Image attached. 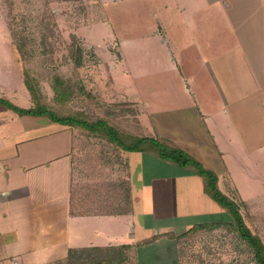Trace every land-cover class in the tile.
<instances>
[{
    "label": "crops",
    "instance_id": "crops-1",
    "mask_svg": "<svg viewBox=\"0 0 264 264\" xmlns=\"http://www.w3.org/2000/svg\"><path fill=\"white\" fill-rule=\"evenodd\" d=\"M203 1L220 12L221 31L232 40L207 46L203 83L194 75L179 78L163 98L174 105L147 116L156 135L145 130L142 115L138 131L129 134L184 149L217 174L221 192H238V175L264 182V0ZM2 89L0 99L8 101ZM150 167L165 172L149 176ZM146 212L158 224L157 235L229 217L187 169L148 152L124 151L81 126L0 106V264H52L44 261L123 246L131 247L133 259L140 246L157 241L138 226Z\"/></svg>",
    "mask_w": 264,
    "mask_h": 264
},
{
    "label": "rangeland",
    "instance_id": "rangeland-1",
    "mask_svg": "<svg viewBox=\"0 0 264 264\" xmlns=\"http://www.w3.org/2000/svg\"><path fill=\"white\" fill-rule=\"evenodd\" d=\"M223 21L203 0H0V89L8 102L27 108L35 106L29 86L35 92L34 104L90 121L104 119L125 133L138 131L142 115L145 130L156 135L147 116L174 105L163 98L178 86L179 78L194 75L204 82L201 61L207 58V46L220 48L232 40L229 32L221 31ZM56 78L71 93L63 105L54 99ZM123 93L134 97L129 101ZM259 169L264 173V165ZM156 172L165 170L150 167L148 175ZM263 184L238 175V192L223 193L264 242ZM139 215L138 226L148 239L158 236L157 241L140 246L126 264H257L233 231L229 214L228 219L211 218L218 221L217 227L196 228L199 223L196 229L183 227L162 235L155 234L158 224L149 220L148 212ZM93 259L96 256L89 261ZM54 261L44 262L78 264L77 257L72 263Z\"/></svg>",
    "mask_w": 264,
    "mask_h": 264
},
{
    "label": "trees",
    "instance_id": "trees-1",
    "mask_svg": "<svg viewBox=\"0 0 264 264\" xmlns=\"http://www.w3.org/2000/svg\"><path fill=\"white\" fill-rule=\"evenodd\" d=\"M79 52H81L79 50ZM28 86V85H27ZM32 96H35V92L28 86ZM55 92V102L60 105L71 100V93L64 86V81L60 78H56L55 86L53 88ZM35 106L24 109L20 108L11 102L0 99V106H4L21 116H34L43 117L51 120L53 123L67 126L78 127L81 126L94 135L105 137L112 143L117 145L124 151L135 152L143 151L153 154L154 156L177 165L182 169H187L194 174L199 175L204 181L205 193L216 201L233 219L234 225L233 231L240 237V239L248 246L253 258L257 264H264V242L248 227L244 218L240 212L238 205L226 196L218 187L217 174L207 167H205L194 156L189 154L184 149L174 146L167 141L161 140L157 137H136L129 133L121 132L104 120L98 119L96 121L88 120L84 115H63L58 109L49 106L44 103L34 104ZM218 223L212 224H200L196 228L214 227L219 226ZM194 228V229H196ZM192 230V229H191ZM157 238H154L156 240ZM130 246H123L118 249H85L70 251L68 261H72L77 257V261H82L81 264H126L130 262V258L127 256ZM103 256H102V255ZM100 255L103 257H100ZM93 256H96V260L91 263ZM72 263V262H71ZM75 264V263H73Z\"/></svg>",
    "mask_w": 264,
    "mask_h": 264
}]
</instances>
